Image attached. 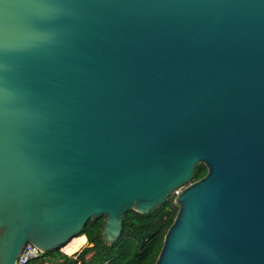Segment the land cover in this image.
<instances>
[{"label":"water","instance_id":"obj_1","mask_svg":"<svg viewBox=\"0 0 264 264\" xmlns=\"http://www.w3.org/2000/svg\"><path fill=\"white\" fill-rule=\"evenodd\" d=\"M172 196L155 264H264V0H0V264Z\"/></svg>","mask_w":264,"mask_h":264},{"label":"trees","instance_id":"obj_2","mask_svg":"<svg viewBox=\"0 0 264 264\" xmlns=\"http://www.w3.org/2000/svg\"><path fill=\"white\" fill-rule=\"evenodd\" d=\"M206 174V166L198 164L195 180L201 179ZM178 210L175 196H172L167 203L149 214L135 210L128 211L122 235L113 243H107L101 237L105 218L90 219L84 230L76 236L86 235L88 239V246L77 254L76 260L60 250H54L42 254L40 258L32 260L29 264H46V262L54 264H155L162 249L164 237L174 222ZM91 243H94V246L91 247ZM60 256L63 258L62 262L59 260Z\"/></svg>","mask_w":264,"mask_h":264},{"label":"built area","instance_id":"obj_3","mask_svg":"<svg viewBox=\"0 0 264 264\" xmlns=\"http://www.w3.org/2000/svg\"><path fill=\"white\" fill-rule=\"evenodd\" d=\"M42 254L43 252L37 246L29 243L18 257L16 264H29L32 260L40 258Z\"/></svg>","mask_w":264,"mask_h":264},{"label":"bare ground","instance_id":"obj_4","mask_svg":"<svg viewBox=\"0 0 264 264\" xmlns=\"http://www.w3.org/2000/svg\"><path fill=\"white\" fill-rule=\"evenodd\" d=\"M86 240V235L77 237L73 241H70V243H68L63 250L68 254H72L75 251L79 250L83 246V244H85Z\"/></svg>","mask_w":264,"mask_h":264},{"label":"rangeland","instance_id":"obj_5","mask_svg":"<svg viewBox=\"0 0 264 264\" xmlns=\"http://www.w3.org/2000/svg\"><path fill=\"white\" fill-rule=\"evenodd\" d=\"M73 240H74V239H73ZM73 240H72V241H73ZM69 243H70V242H69ZM87 246H88V239L86 240L85 244H83V246H82L79 250L75 251V252L72 253V254H68V253L64 252L63 249H64L65 246H63V247L60 249V252L65 253V254H67L68 256L72 257L73 260H76V259L78 258L77 253H78V252H81L82 249L85 248V247H87ZM89 256H90V255H89ZM58 257H59V256H58ZM59 260L62 262L63 258L60 256Z\"/></svg>","mask_w":264,"mask_h":264},{"label":"crops","instance_id":"obj_6","mask_svg":"<svg viewBox=\"0 0 264 264\" xmlns=\"http://www.w3.org/2000/svg\"><path fill=\"white\" fill-rule=\"evenodd\" d=\"M78 237H80V236H78ZM75 238H77V237H75ZM75 238H74V239H75ZM72 240H73V239H72ZM78 253H79V252H78ZM78 253H77V254H78ZM46 264H54V263L46 262Z\"/></svg>","mask_w":264,"mask_h":264}]
</instances>
